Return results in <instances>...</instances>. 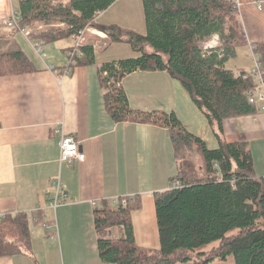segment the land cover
Here are the masks:
<instances>
[{"label": "trees", "instance_id": "1", "mask_svg": "<svg viewBox=\"0 0 264 264\" xmlns=\"http://www.w3.org/2000/svg\"><path fill=\"white\" fill-rule=\"evenodd\" d=\"M115 0H20V26L37 20L64 22L37 38L46 43L69 37L88 26L106 34L101 49L126 41L136 55L103 63L97 71L107 114L114 122L147 123L168 130L177 171L169 187L153 193L158 248L139 246L134 237L132 211L140 208L138 195L102 199L93 209L97 232L117 227L118 237L97 239V252L104 264H181L191 260L205 264L215 259L229 264H264V175L254 169L245 141L223 139L226 118L258 110L246 92L255 87L251 75L234 72L225 61L249 43L235 0H142L145 32L95 20L96 12ZM18 31L17 29H13ZM213 35L219 45L205 48ZM2 36V34H0ZM264 68V45L252 42ZM68 49H72L70 46ZM68 68L95 62V49L84 44L68 57ZM34 69L22 51L0 54V75ZM135 70H164L179 81L192 102L206 117L218 140L215 148L189 131L173 111L143 110L128 103L122 78ZM200 155L205 176L190 171V158ZM125 201V203H123ZM40 219L43 220L41 213ZM218 241L209 253L198 248ZM31 249L28 213L0 216V255Z\"/></svg>", "mask_w": 264, "mask_h": 264}, {"label": "crops", "instance_id": "2", "mask_svg": "<svg viewBox=\"0 0 264 264\" xmlns=\"http://www.w3.org/2000/svg\"><path fill=\"white\" fill-rule=\"evenodd\" d=\"M19 1L0 0V54L22 51L34 69L0 75V216L25 211L35 225L30 224V251L0 255V264H104L98 256L97 239L118 237L120 231L110 227L97 232L93 209L102 199L120 196H139L140 208L131 213L135 241L142 247L158 248L153 193L169 187V177L177 168L168 130L147 123L114 122L105 110L97 77L103 63L133 53L127 46L113 52V43L101 49L106 38L96 37L92 38L95 62L69 69L66 50L71 41L65 46L60 39L46 43L6 26ZM236 2L249 43L264 45V0ZM96 20L145 32L142 0H115ZM37 42H43L44 54V45L58 44L49 50V64L44 60L46 54L41 58ZM245 47L249 44L237 50ZM121 84L131 107L173 111L209 148L217 147L206 117L166 71L135 70ZM56 127L75 136L82 160L60 165ZM223 139L245 141L256 174L264 175V111L226 118ZM194 157L200 155L195 152ZM57 177L66 196L53 215L46 189ZM35 215L38 221L33 220ZM44 223H50L52 231H46ZM52 232L53 241L49 238Z\"/></svg>", "mask_w": 264, "mask_h": 264}, {"label": "built area", "instance_id": "3", "mask_svg": "<svg viewBox=\"0 0 264 264\" xmlns=\"http://www.w3.org/2000/svg\"><path fill=\"white\" fill-rule=\"evenodd\" d=\"M236 2V0H235ZM97 14L99 12H96ZM6 26L11 27L13 29H17L19 32L23 33L25 36L29 35V32L25 29L24 26H20V14L18 10L14 9L10 12L8 19L5 21ZM85 29L78 31L71 35V47L72 49H67V56H73L76 49H80L83 45V32ZM96 30V29H95ZM99 33V32H97ZM216 46L215 41L211 43L210 41L204 46L205 48H210ZM37 50L41 56L44 57V49L43 42L36 43ZM248 75L254 80L255 87L248 90L246 95L248 97V101L257 105L258 109L264 111V68L261 65V61L258 55L253 56V65L252 68L247 71ZM59 136V163L70 164L75 159L82 160V154L79 152L78 141L73 134H68L64 131L62 127H56L53 130ZM66 194L64 193V185L59 177L55 178L51 186L46 190V197L48 200V206L55 210L57 205L61 202L63 198H65ZM114 203H117V199H114ZM125 203V201L123 202ZM39 209L37 208L35 212ZM34 221H38L39 217L34 216ZM54 226V225H53ZM44 228L46 231H52V225L50 223H44ZM55 230V227L53 228ZM50 240L53 241L55 239V233H50Z\"/></svg>", "mask_w": 264, "mask_h": 264}, {"label": "rangeland", "instance_id": "4", "mask_svg": "<svg viewBox=\"0 0 264 264\" xmlns=\"http://www.w3.org/2000/svg\"><path fill=\"white\" fill-rule=\"evenodd\" d=\"M236 4H237V2H236ZM237 8H238V6H237ZM97 12H99V11H97ZM98 14L97 13L95 14L96 17H97ZM96 17H95V20H96ZM65 26L66 25H65L64 22H59V21L58 22H56V21L55 22H45L43 20H37V21H34V22L30 23V24L24 25L25 29L29 32V35L26 36V37H28L30 39L31 38H37L36 36H38L40 33H43V32H45V31H47L49 29L64 28ZM97 32H100V33H97ZM71 35L69 37H67L69 39H67V38L60 39L59 40V43L63 44V46L70 44ZM82 37H83V40L82 41L84 42L83 45L86 44V43H89L92 46H94L93 43H92V40H93L92 38H94V39L96 37H99V38L100 37H105L106 38V34L103 32V30L100 29V27L88 26V27L85 28ZM213 39L215 41V44L216 45H219V38H218V36L217 35H213L209 41H211ZM206 44L207 43L205 42L204 43V46ZM248 44H249V48H247V47H245V48H239L238 50H236L235 56H233V57H231V58H229L228 60L225 61V67L226 68L232 69V70H234V72H236V70H238L239 68L244 67V66H246L248 68H250V67L252 68V65H253V56L254 55H258V54H256V53L253 52V46L251 45V43H248ZM54 45H58V44H54ZM54 45L53 46H52V44H51V46L50 45L49 46L48 45L47 46L44 45V47H45V54H46V56L44 57V60L48 64L50 62L49 50L54 49L56 47ZM124 46H127L128 49H130V51L133 53V55H136L137 54V52L134 51L132 49V47L130 46V44L128 42H126V41L115 42V43L112 44V46L110 47V49L113 52H119V51L123 50V47ZM240 47H243V46H240ZM57 51L60 53L61 50H59V48H58ZM189 164H190V166H189L190 171L193 172L196 177L200 178V177L205 176L204 170L202 168V161H201L200 158L194 157V155H192L191 158H190ZM176 171H177V168L173 171V173H176ZM49 213L50 214H53L54 213V210H52V209L50 210L49 209ZM30 224H31V226L32 225H35L32 222ZM114 229H115V231H118L117 230V227H115ZM56 244L57 243H55L54 245H56ZM217 244H218V241H213V242H211L209 244H206V245L198 248L196 251H204L206 253H209V251L213 247H215ZM196 260H197V257L193 253V255L191 256V260H188L187 262H184V263H181V264H195V261ZM231 262H232V258L229 257L227 261H222V260H219V259H215V260H213L211 262H208V263H205V264H229Z\"/></svg>", "mask_w": 264, "mask_h": 264}, {"label": "bare ground", "instance_id": "5", "mask_svg": "<svg viewBox=\"0 0 264 264\" xmlns=\"http://www.w3.org/2000/svg\"><path fill=\"white\" fill-rule=\"evenodd\" d=\"M100 33V32H99ZM64 198L61 200V202H63Z\"/></svg>", "mask_w": 264, "mask_h": 264}]
</instances>
